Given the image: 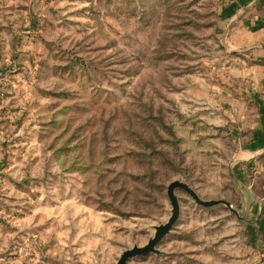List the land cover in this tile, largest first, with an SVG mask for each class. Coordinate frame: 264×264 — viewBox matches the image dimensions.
Listing matches in <instances>:
<instances>
[{"label": "rangeland", "instance_id": "374dc122", "mask_svg": "<svg viewBox=\"0 0 264 264\" xmlns=\"http://www.w3.org/2000/svg\"><path fill=\"white\" fill-rule=\"evenodd\" d=\"M264 0H0V264H264Z\"/></svg>", "mask_w": 264, "mask_h": 264}, {"label": "water", "instance_id": "95a60500", "mask_svg": "<svg viewBox=\"0 0 264 264\" xmlns=\"http://www.w3.org/2000/svg\"><path fill=\"white\" fill-rule=\"evenodd\" d=\"M178 188L187 191L198 204L206 207H211L213 205L218 204L219 202H225V201H204L198 196L196 191L188 183L183 182L181 180L172 181L167 188V194L172 205V214L169 220L166 223L155 226L156 229L155 235L152 238H150L147 244H145L144 246L135 245L132 248L125 250L116 264H127L128 260L132 257L138 255H144L150 252H155V253L159 252L158 249L156 248L157 244L162 240V238L165 235H167L170 232L171 228L176 223L180 215V203L175 193L176 189Z\"/></svg>", "mask_w": 264, "mask_h": 264}, {"label": "crops", "instance_id": "0c3cea01", "mask_svg": "<svg viewBox=\"0 0 264 264\" xmlns=\"http://www.w3.org/2000/svg\"><path fill=\"white\" fill-rule=\"evenodd\" d=\"M261 115V120L256 124L253 134L247 139L245 149L241 151L244 157L264 156V109Z\"/></svg>", "mask_w": 264, "mask_h": 264}]
</instances>
